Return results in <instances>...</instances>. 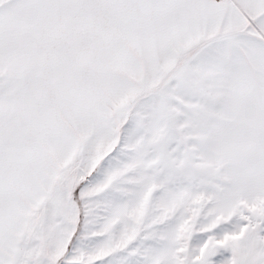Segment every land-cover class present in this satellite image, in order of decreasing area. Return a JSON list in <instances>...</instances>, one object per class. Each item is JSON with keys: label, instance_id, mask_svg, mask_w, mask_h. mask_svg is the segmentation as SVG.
<instances>
[{"label": "snow or ice", "instance_id": "1", "mask_svg": "<svg viewBox=\"0 0 264 264\" xmlns=\"http://www.w3.org/2000/svg\"><path fill=\"white\" fill-rule=\"evenodd\" d=\"M0 264H264V0H0Z\"/></svg>", "mask_w": 264, "mask_h": 264}]
</instances>
